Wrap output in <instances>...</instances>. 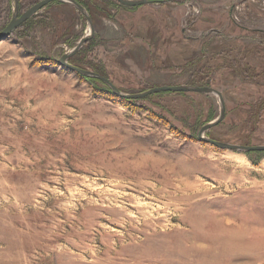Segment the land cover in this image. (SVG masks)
Instances as JSON below:
<instances>
[{
    "label": "rangeland",
    "instance_id": "374dc122",
    "mask_svg": "<svg viewBox=\"0 0 264 264\" xmlns=\"http://www.w3.org/2000/svg\"><path fill=\"white\" fill-rule=\"evenodd\" d=\"M43 0H0V33ZM0 40V264H264V0H76ZM137 1V0H133ZM63 61V62H62Z\"/></svg>",
    "mask_w": 264,
    "mask_h": 264
},
{
    "label": "water",
    "instance_id": "95a60500",
    "mask_svg": "<svg viewBox=\"0 0 264 264\" xmlns=\"http://www.w3.org/2000/svg\"><path fill=\"white\" fill-rule=\"evenodd\" d=\"M54 1H65L70 3L71 5L75 6L76 8H78L83 14H85V16L87 17L89 24H90V28H89V32L84 36L82 43L80 44V46L78 48H76L74 51H72L71 53L66 54L62 60H64L66 57H69L70 55H73L75 53H77L78 51H80V49L84 46L85 42L87 41V39L90 37L93 27H92V19L91 16L89 15V13L87 12V10L85 9V7L80 4L79 2H77L76 0H43L41 2H39L38 4H36L26 15L22 16L21 18L18 17V13L14 16L13 20L11 21V23L8 25V27L2 32L0 33V40H2L4 37L8 36L10 33H12L17 27H19L21 24H23L24 22H26L27 20H29L31 17H33L38 11H40L44 6H46L47 4L54 2ZM119 2L125 6H129V7H139L145 4L150 3L151 1L149 0H137V1H133V0H119ZM63 62V61H62ZM69 67L73 68L74 70L80 72L83 75L86 76H90V77H94L97 78L99 80H102L103 82H105L106 84H108L113 91L122 97L125 98H130V99H138V98H143V97H147L149 95L155 94L157 92H161V91H171V92H198V93H204V92H212L216 95H218L220 97L221 100V106H222V110H221V115L220 117L213 121L210 122L208 124H206L200 132V136L202 137V139H204L205 141L215 145L216 147L220 148V149H227V150H235V151H248V152H262L264 151V146L259 145V146H243V145H235V144H228V143H224V142H219L216 140H212L209 138H206L204 136V133L217 126L218 124H220L222 122V120L225 117L226 114V104H225V100L224 97L222 95V93L216 89L213 88H209V87H194V86H162V87H156V88H152L146 92L143 93H138V94H126L124 92H122L121 90H119L108 78L98 74V73H89L85 70H82L80 68L68 65Z\"/></svg>",
    "mask_w": 264,
    "mask_h": 264
},
{
    "label": "bare ground",
    "instance_id": "6f19581e",
    "mask_svg": "<svg viewBox=\"0 0 264 264\" xmlns=\"http://www.w3.org/2000/svg\"><path fill=\"white\" fill-rule=\"evenodd\" d=\"M72 52V51H71ZM71 52H69V53H71ZM68 54V53H67ZM262 146H264V145H262Z\"/></svg>",
    "mask_w": 264,
    "mask_h": 264
}]
</instances>
